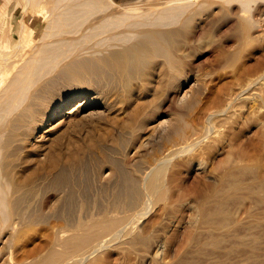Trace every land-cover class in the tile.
I'll list each match as a JSON object with an SVG mask.
<instances>
[{"label": "rangeland", "instance_id": "1", "mask_svg": "<svg viewBox=\"0 0 264 264\" xmlns=\"http://www.w3.org/2000/svg\"><path fill=\"white\" fill-rule=\"evenodd\" d=\"M6 2L0 0V41L4 37L5 11L12 16L10 32L17 38L16 27L25 14L21 6L8 4L7 9ZM252 5L248 13V23H253L252 27L249 25L252 37L245 42L234 18L237 4L223 9L218 2H208L194 10L187 18L189 27L177 25L181 29L175 39L179 47L174 64L178 69L171 70L170 75H166L167 68L160 71L148 64L146 71L134 74L135 77L103 68L104 79L98 67L73 60V64L65 62L45 79L30 100L34 103L35 98L44 97L38 106L41 112L60 106L63 101L80 102L71 104L68 110H74L72 113L47 123L52 129L39 131L27 151L22 150L15 159L22 165L18 177L29 183L21 198V206L27 211L14 216L16 228L0 225V264H16L47 252L54 236L52 226L57 222L73 225L78 220H88L109 203L128 209L142 206L144 171L169 151H178L188 137H198L207 114L224 105L244 78L263 72L264 0H255ZM26 16L34 30L33 41L38 43L47 22L42 17ZM177 74L180 77L174 79ZM263 77L248 93H264ZM76 102L81 106L71 109ZM61 119L65 120L58 123ZM32 144L47 147L41 150L38 145L35 150ZM53 154L60 157L56 168L50 166L48 159ZM241 154L245 160L250 158L251 161L246 160L249 164L257 165H251L256 166L253 171L242 173V180H250L258 173L264 182V105L254 98L237 100L193 151L172 154L165 175L167 205H149V211L138 220V228L148 239L137 237L133 242L129 237L111 242L98 251L90 264H220L223 255L228 258L231 246L225 244L228 241L230 245L229 238L221 242L220 248L207 244L202 251L194 242L196 237L206 242L213 237L202 226L199 204L213 189L228 186L222 175ZM257 195L231 198L224 204L234 216L232 219L243 218L244 226L237 227L242 231L236 230L238 238L246 239L247 231L252 229L262 239L259 250H255L262 257H252L253 248L249 245L239 246L229 253L231 264L241 258L243 264H264V196L259 197L264 191ZM245 223L254 225L245 230ZM231 241L233 247L238 240ZM225 256L222 264L228 260Z\"/></svg>", "mask_w": 264, "mask_h": 264}, {"label": "bare ground", "instance_id": "2", "mask_svg": "<svg viewBox=\"0 0 264 264\" xmlns=\"http://www.w3.org/2000/svg\"><path fill=\"white\" fill-rule=\"evenodd\" d=\"M254 1L7 0L5 3L6 8L8 4H13L16 8L21 6L25 14L16 27L19 38L10 32L12 16L8 15L6 11L5 15L3 14L4 24L2 25V32L4 37H1L2 40L0 41V225H9L11 229L16 228L14 216L21 215V213L27 211L23 207L21 198L26 185L28 187L29 183L27 184V181L25 182L18 177L19 167L22 165L16 163V157L22 150L27 151L30 140L34 137L36 138V134L39 131L48 132L52 129V127H47V123L62 117L64 113H72L74 110L68 109L75 100H79L63 101L60 106L51 107L48 111L41 112L38 106L41 105L40 102L41 100L43 101L44 97L40 96L39 100L35 98L34 103H30V100L34 97V94H37L36 92L41 88L45 79L53 75L57 70L59 71L60 66L63 67L65 62V65H68L69 62L73 64L71 62L73 60H78V64H81L82 62L79 63V60H82L85 64L86 62L89 63L91 67L95 66L93 68L98 67L101 74H103L102 72L105 69L114 72L120 71L131 76V74H139V72L144 73L146 66L152 64L149 66L150 68L152 67L153 69V66L154 68L158 67L160 71L167 68L166 75H170L171 70L178 69L174 64L176 51H178L177 47H179V45H176L178 43H176L175 39L181 33V29L177 25H187V18L190 19V14L194 10L208 2H218L223 9L237 4L238 10L234 14L235 17H233L239 24L238 30L242 35V41L245 42L252 37L249 25L253 23H248V13L251 11ZM14 14L15 12H13ZM27 14H30V18L33 19L42 17L47 22L44 35L38 43L33 41L32 34L34 30L28 23ZM187 27L189 26L187 25ZM70 67H73V65ZM77 69L79 70V68ZM96 71L99 74V70ZM96 71L94 72L96 73ZM146 73L150 75V72ZM256 74L251 73V76H255L244 78L246 81L244 82L243 80L242 83H244H241L228 96L224 105H219V107L207 114L206 123L201 134L196 138L188 137L179 150L175 152L193 151L198 142L212 132L215 121L225 115L237 100L254 98L264 105L263 92L255 93L256 96L248 93L250 88L256 85L264 76V70L260 74L258 72L257 76ZM103 75L105 79V74ZM179 77L180 74L174 75V79ZM79 102H76L71 109L81 106ZM35 104H37L36 107ZM63 120L65 119H61L58 123ZM38 145L42 150L45 143L44 145ZM38 145L31 147L36 150ZM44 147L46 148L47 146ZM175 152L169 151V154L161 157L156 165H152L144 171L141 184L145 199L142 198L144 203L142 202L141 207L133 209L125 207V209L118 203H109L101 208L96 216H91L88 220H78L73 225L67 222H57L52 226L54 236L51 239L49 250L43 254L31 257V259L17 261L16 264H90L92 258L99 253L98 251L111 242L129 237L133 242L137 237L147 240L148 236L144 235L142 229L138 228V220L149 211V205L150 207L158 203H163L164 207L167 205L166 166L169 164L172 154H176ZM59 158V155L56 154L48 158L52 168L60 165ZM247 159L250 160L249 157ZM246 160L245 155L243 157L242 154L234 158L229 169L222 175V180L226 179L223 182L228 183V188L223 186L222 188L213 189L211 194L206 196L199 204L202 226L213 236L209 238L211 239L209 242L208 240L206 242V239L203 241L201 238L196 237L194 242L199 250L202 251L205 246L209 245L213 248H220L222 246L221 242L227 238H229L227 240H229L230 245H228V241H226L227 244L225 245L232 247L233 243L231 240H238L234 243L235 246L230 247L231 250L229 248L227 251L228 258L220 254L223 257L225 256V259H228L227 262L224 260V264H228L231 261L229 260L230 251L232 253V250L238 249L239 246L249 245L253 248L251 251L252 257H254V255L258 254L255 250H259L262 243L261 235L259 233L257 235V232L254 234L255 231L252 233V229L248 230L250 232L247 231L246 239L243 237L238 238V231H242V229H237V227L244 223L243 218H241L242 220L239 218L232 219L234 216L224 206L231 198L247 199L255 194L258 196L257 194L264 191V182L262 181L263 179L261 180L260 174L257 173L250 180H247L248 178L246 181L245 179L242 180V173L251 172L257 166L254 164L256 166L253 167L252 162L249 164V161ZM262 196L264 195L259 197L261 198ZM19 200L22 204L19 203ZM17 202L20 206H23L20 208L17 206ZM26 207V209H29L28 205ZM251 221L253 222V220ZM247 223H245V228L243 227L245 230L246 227L247 229L251 227V224L247 226ZM236 230L238 231L236 232ZM226 246L225 249L227 248ZM221 249H224V247ZM215 252L213 250L214 254ZM223 257L222 260L224 259ZM259 257H262V254ZM248 259L247 257L246 261ZM222 260L218 262L221 261L220 264H222ZM240 260L237 264H243L244 261ZM252 260L254 259L252 258ZM248 263L250 264L249 261Z\"/></svg>", "mask_w": 264, "mask_h": 264}]
</instances>
